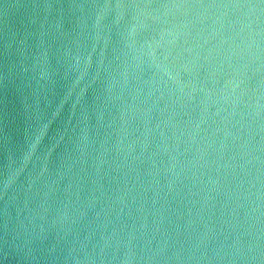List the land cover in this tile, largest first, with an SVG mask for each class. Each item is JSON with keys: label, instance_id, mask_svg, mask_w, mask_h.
<instances>
[{"label": "water", "instance_id": "obj_1", "mask_svg": "<svg viewBox=\"0 0 264 264\" xmlns=\"http://www.w3.org/2000/svg\"><path fill=\"white\" fill-rule=\"evenodd\" d=\"M0 264H264V0H0Z\"/></svg>", "mask_w": 264, "mask_h": 264}]
</instances>
